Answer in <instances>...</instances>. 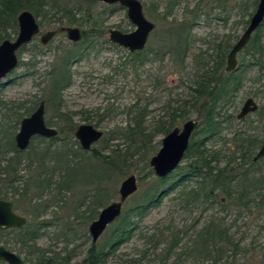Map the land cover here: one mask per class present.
Returning a JSON list of instances; mask_svg holds the SVG:
<instances>
[{
	"label": "rangeland",
	"instance_id": "374dc122",
	"mask_svg": "<svg viewBox=\"0 0 264 264\" xmlns=\"http://www.w3.org/2000/svg\"><path fill=\"white\" fill-rule=\"evenodd\" d=\"M139 1L145 17L156 26L150 35L147 49L153 53L169 52L163 62H150L143 67L134 66L129 56L131 53L110 42L109 31L112 29L124 33L135 30V26L128 19L126 8L118 3L110 6L100 0H48L50 6L44 11H50L51 14L44 17L45 27L41 26V33L28 45L27 50L19 52L20 65L0 84V101L3 103L0 107V155H5L2 157L3 160L13 156L12 141L15 145V136L20 130L21 121L36 110L23 115L22 107L31 106L35 101H45V119L52 122V126L49 127L58 130V125L63 126L64 132L69 134L70 127L75 126L74 136L80 125H92L104 133V140L94 145L92 151L86 155L81 154L86 152L80 148L75 136L74 140L78 146L73 145V142L67 146L72 154L80 152L76 154L79 157L83 155L82 159L86 160L90 166L89 170L93 173L88 179H85V176L71 179L65 187L61 184L57 169L49 164L41 168L43 180L49 179L50 182L40 190L30 183L37 173L35 168L20 172L24 182L27 180L28 191L33 193L31 195H36L40 191L38 199L45 202L47 208L43 217L36 220L35 216L29 217L32 209L28 200H23L18 208L15 207L16 212L29 220L32 219L33 223L38 220L51 222V225L41 230L38 246L46 250L48 255L65 257L68 259L66 261L73 259V264L85 258L92 244L89 225L94 220H87L90 214L88 210L98 209L100 214L104 207L118 201L120 186L130 175L138 178L139 190L127 200L124 211L146 197L151 179L141 182L139 178L148 173L149 169L152 170L149 165L150 159L162 147L165 136L154 132V124L158 116L163 115V105L168 101L175 106L189 102L192 95L188 86L198 74L211 68L215 69V66H218L219 78L229 77L225 71L229 51L224 53L225 64L220 66L219 55L223 54H219L217 49L220 45L223 49L228 48L225 44L229 41L233 43L234 40L231 39L233 37L234 42L240 38L244 27L248 26L245 22L252 17L259 2L257 0L255 6L254 0ZM58 7L76 11L72 15L76 16L81 25L62 26L87 30L90 47L84 51L81 59L73 61L72 85L62 93L60 105L55 102L52 110L48 111L46 75L52 68H58L60 60L65 57L64 53L73 48L66 34H59L47 46L40 43L44 33L59 29L60 26L49 25L50 22L64 17V12L59 11ZM82 19L83 22L80 21ZM37 20L39 22L43 18ZM261 29L264 35V26ZM17 35L18 31L7 40L14 41ZM38 46L42 47L39 48L41 53L36 52ZM246 56V52L238 55L240 69L235 73L236 76H242V86L228 98L229 102L224 104L221 111L222 140L213 142L208 147L223 151L224 155L230 154L234 146L233 138L238 134L242 138L257 136L264 139V73L259 71L257 66L248 69L242 66ZM32 60L35 67L29 68L27 64ZM156 76L160 78L159 82L155 80ZM228 79L231 80V77ZM248 98L255 100L258 111L239 120L237 116ZM144 106L148 107L144 128L153 136L149 142L147 141L149 145L139 157L138 150L129 149V144L123 140L113 141V136L107 138V134L125 129L130 122L132 111ZM60 111L69 117L67 123L63 125L62 118L56 116L61 114ZM192 111L194 114L190 120L197 125L200 124L201 118L194 112L195 110ZM34 146L44 149L51 147L52 144L35 139ZM94 149L97 150L99 159L92 155ZM124 154L134 156L132 168L125 175L116 170L109 175L104 170L106 167L104 161L116 155L123 157ZM113 159L117 163L120 161L119 158ZM140 159H145L149 168L140 164ZM5 164L6 161L0 165L1 169ZM185 164L186 161H183L181 168ZM25 165L23 164V168ZM118 165L121 166V162ZM259 168H263L264 173V164ZM46 173L48 177L45 176ZM5 177L1 170L0 180ZM242 200L246 203L247 209H244L243 204L242 207H238L221 198L218 199L220 203L213 206L207 204V207L197 210L194 205L190 206L184 199H180L179 193H172L161 204L147 211L140 222V230L131 241L116 251L108 250L109 255L105 264H130L131 261H136V264H211L207 262L208 255L216 259V264H264V206L257 207L259 203L252 206L253 203L249 199ZM221 204L225 208H221ZM217 219L226 227V236L221 239L207 235L208 242L202 246L198 244L192 246V251L187 252L188 255H181L182 248L190 247L194 239L193 233L205 228L213 231L210 225ZM113 225L101 236L97 246L104 245L114 229ZM151 235L158 237L157 249H153L147 241ZM175 237L179 239L176 253H165L168 241L171 242V239L173 241ZM205 237L203 233V239ZM8 238L12 237H0V245L5 246ZM228 241L232 242V245L228 244ZM12 244L13 241H10V249H13ZM218 249L224 251L221 256L218 255ZM13 251L25 259V253H20L16 249Z\"/></svg>",
	"mask_w": 264,
	"mask_h": 264
},
{
	"label": "trees",
	"instance_id": "16d2710c",
	"mask_svg": "<svg viewBox=\"0 0 264 264\" xmlns=\"http://www.w3.org/2000/svg\"><path fill=\"white\" fill-rule=\"evenodd\" d=\"M256 4L257 0H254V5L256 6ZM47 6H50L48 0H0V44L17 34V18L19 13L24 10L31 11L37 19L43 18L39 23L41 26L45 27L46 20H44V17L51 14L50 11H44ZM57 9L64 12V17L50 22V26L57 25L62 27V25H81L79 24V20L76 19V16L72 15V13L76 11L62 7H58ZM80 21L83 22L84 20L82 19ZM245 24H248V21L245 22ZM263 26L264 23L261 27ZM262 30L263 29L259 28L246 49L247 51L249 50L248 55L250 56V62H252L251 66H257L260 71L264 68V35ZM82 34L83 41L66 51L64 53L65 57L60 60V66L58 68H52L46 75L48 111L52 110L51 107H54L53 105L55 102H61L62 93L71 87L73 81L71 65L73 61L81 59L84 51L90 47L89 32L87 30H82ZM27 47L28 46L24 47L21 51L27 50ZM39 48L42 47L38 46L36 52L41 53ZM229 48L230 44L226 49L219 47L217 50L219 54H223V51L225 50L226 53ZM168 54L169 52H164L162 54L159 51L153 53L146 47L143 51L129 56L134 66L143 67L150 62H163L165 55ZM161 55H163V57H161ZM224 55L225 54L219 56L224 60ZM27 65L29 68L35 67L33 60ZM218 75V66L216 69L211 68L198 74L188 86L192 95L190 101L177 106L171 101L166 102L163 105V115L158 116L155 121L154 132L157 135L166 136L174 128L190 120L191 115L194 114L192 110H195L194 112L201 118V123L197 125L189 149L185 154V166L181 168L180 165L175 172L163 179L156 178L153 171L150 169L148 173L141 176L139 178L141 182L151 179V186L146 197L133 207L123 211L120 218L114 223V229L104 245L97 246L91 244L86 252L85 258L81 262L74 264H105L109 255L108 250L111 252L116 251L122 245L131 241L136 232L140 230V222L147 214V211L161 204L172 193H179L180 199H184L185 203L190 206L194 205L197 210L207 207V204H211V206L216 205L219 202L218 199L221 198L238 207H242L243 204V206H245L244 209H247V205L243 203V198L249 199L251 203H253L252 206L257 205V203H259L257 207L259 205L264 206V173L262 171L263 168H259L261 164H264V160L257 163L253 162V158L260 148L263 139L257 136L253 138H242L240 134H238L233 138L234 146L229 155H224L223 151L208 148L213 142L222 140L221 111L223 110L224 104L229 102L228 98L232 96L233 93L238 92L242 86V76L229 74L227 78H219ZM193 76L194 75H192V77ZM230 77L231 80L228 79ZM159 79L160 78L156 76L155 80L159 82ZM41 101L42 100L35 101L31 106H23V115L33 112L40 105ZM2 105L3 103L0 101V107ZM60 113V115L56 116L59 119L60 117L62 118L63 121L61 122L63 125V123H67L66 121L69 120V117L61 111ZM147 116L148 107L144 106L135 109L130 114L128 126L123 130L108 133L107 138L113 136V141H125L129 144V149L139 151H137V155L140 157L142 152L147 149L149 145L148 142L153 136V134L148 133L144 128ZM46 123L48 126H52L50 120H46ZM57 127L59 136L54 139L47 141V139L44 138H34L26 152L18 151L14 145V141H12L11 153L13 156L8 160H3L2 157L5 155H0V165L6 161L5 166H3L2 169L0 167V171L2 170L3 174L6 175L4 179L0 180V200H12L17 208L23 203V200H28L27 202L30 205V209H32L29 217L32 218V216H35L36 220L43 217L47 206L45 202H40L38 199L37 195L40 191L36 195H31L33 193L28 191L29 188H27L28 185L26 184L27 180L24 182L23 176H20V172L28 170L29 168H35L37 173L32 177L30 183L36 189L40 190L45 188L47 183L50 182L49 179L43 180V169L41 168L49 164L57 169L61 177V184L65 187L68 186L67 183L70 182L71 179H78L80 176L81 178L85 176L84 178L88 179V176H93V173L89 170L90 166L87 164L86 160L84 161L82 159V156L88 153H81L83 155L79 157L77 154L80 152L72 154V151L67 149V146L72 145V142L73 145L78 146L73 136L75 126L70 127L69 134L64 132L63 126L58 125ZM35 139H39L43 142H51L52 146L40 149L41 147L34 146ZM96 151L97 150L94 149L92 155L99 159V154H97ZM133 155L135 156L136 152ZM127 156L128 155L125 154L123 157L116 155L115 157L112 156V158L106 159L108 161H104V165H106L104 170L109 175L115 170L125 175V173L132 168L134 159V156ZM113 158H119L118 160H120L119 163L121 162V166H119V163L115 162ZM139 163L145 168H149L145 159H140ZM23 164H26L25 167L28 168H23ZM45 176L48 177L47 173ZM97 193L99 192L97 191ZM105 196L104 194V198ZM222 204L221 208H225ZM103 206L104 205H102V207ZM249 208L250 207H248V209ZM97 210H88L90 213L87 217L88 221L97 219L99 214ZM51 224V222H45V220H38L33 223L32 219H28V223L24 228L3 232L0 234V237H12L10 239L8 238V242L5 243V246L9 248L10 241H13V249L26 254L24 259L25 264H73V259L66 261L68 259L65 257L58 258L54 254L53 256L48 255L46 250L38 246L41 230ZM211 224L210 228L213 229V231H209L207 230L208 228H205L200 232L193 233L194 239L190 243V247L182 248L181 255H185L188 251H192V246L194 247L197 244L202 246L208 242L207 235L216 236L221 239L226 236L225 231H227V229L223 226L221 220L217 219ZM203 233H205V239H203ZM147 241L153 249L158 248L159 242L157 235L149 236ZM228 242V244L232 245V242ZM178 245L179 239L176 237L173 241L171 239V242L168 241V246L164 250L165 253L175 254ZM13 249L10 250L13 251ZM221 249H218V255L220 256L222 252H224ZM207 258L208 263L216 264L215 258H211L209 255ZM0 264L4 263L0 262ZM130 264H136V261H131Z\"/></svg>",
	"mask_w": 264,
	"mask_h": 264
},
{
	"label": "water",
	"instance_id": "95a60500",
	"mask_svg": "<svg viewBox=\"0 0 264 264\" xmlns=\"http://www.w3.org/2000/svg\"><path fill=\"white\" fill-rule=\"evenodd\" d=\"M106 5L119 4L126 8L127 16L135 30L124 33L112 29L110 42L128 50L131 54L141 52L147 46L150 35L155 30V24L144 15L143 6L139 0H100ZM18 35L14 41L5 40L0 44V84L8 75L19 66V51L28 46L40 34L41 27L35 15L28 10L22 11L17 18ZM264 23V0H259L258 6L250 19L245 32L230 51L227 60V72H233L238 66L237 55L251 41L253 34ZM59 33H65L67 39L77 43L82 40V32L75 27H62L55 31H48L40 38V43L47 46ZM258 105L253 98L244 103L238 119H244L249 114L255 113ZM46 104L42 101L36 111L21 121L20 130L15 136V146L20 151H25L36 136L53 139L59 136L57 129L49 127L45 119ZM197 128V124L189 120L182 127H176L162 140L159 152L150 159L149 165L156 178L163 179L173 173L182 163L189 148L190 139ZM104 133L92 125H80L75 132V139L85 152H90L93 146L99 143ZM264 159V142L253 158L254 162ZM139 189L138 179L135 175L126 178L119 190V200L104 207L98 218L89 225V235L92 244L96 245L107 228L112 225L122 214L124 204ZM27 224V219L18 215L9 201L0 200V233L10 229H20ZM0 262L6 264H25L24 260L16 253L0 246Z\"/></svg>",
	"mask_w": 264,
	"mask_h": 264
},
{
	"label": "flooded vegetation",
	"instance_id": "af4514ba",
	"mask_svg": "<svg viewBox=\"0 0 264 264\" xmlns=\"http://www.w3.org/2000/svg\"><path fill=\"white\" fill-rule=\"evenodd\" d=\"M258 3H259V2H258ZM250 19H251V18H250ZM250 19L248 20L249 23H250ZM249 23H248V25H249ZM245 26H246V25H245ZM247 27H248V26H247ZM247 27H244L245 30H246ZM260 28H261V27H260ZM80 30H81V29H80ZM245 30H244V32H245ZM258 30H259V29H258ZM258 30H257V31H258ZM257 31H256V32H257ZM81 32H82V30H81ZM244 32H243V33H244ZM256 32H255V33H256ZM255 33H254L253 35H255ZM82 35H83V34H82ZM242 35H243V34H242ZM242 35H241V36H242ZM241 36H240V38H241ZM252 37H253V36H252ZM240 38H238V40H237L236 42H234V41H235V37H233V38H231L232 41L234 40L233 43L229 41L227 44H225L226 46H229V44H230V48L228 49L229 52H228V54H227V58H226V67H225V71H226V68H227L228 55H229L230 51L233 49V47L236 45V43L239 41ZM236 39H237V38H236ZM251 41H252V38H251ZM251 41H250V42L248 43V45H247L246 47H244V49L240 52V53H242V52H246V53H247V56H246V58H244V60H243V64H242V66H244L246 69L252 67V66H251V65H252V62H250V56L248 55V51H249V50H248V51L246 50L247 47L249 46V44L251 43ZM219 47H222V45H220ZM137 53H138V52H137ZM224 53H225V50L223 51V54H224ZM240 53H238V55H239ZM238 55H237V60H238ZM219 59L221 60V61L219 62V65H220V66H223V65L225 64V63L223 62L224 60L221 59V58H219ZM216 67H217V66H215V69H216ZM239 69H240V65H239V61H238V66H237V68H236L235 71H233V72H227V71H226V72H227L228 74H234V75H235V73H236ZM258 70H259V69H258ZM259 71H260V70H259ZM261 72L264 73V68L261 69ZM248 99H249V98H248ZM254 101H255V100H254ZM245 102H246V101H245ZM40 104H41V103H40ZM38 107H39V106H38ZM38 107H37V108H38ZM37 108H36V109H37ZM257 111H258V110H257ZM257 111H256V112H257ZM252 114H254V113H252ZM238 115H239V114H238ZM249 115H251V114H249ZM249 115H248V116H249ZM248 116H247V117H248ZM237 118H238V116H237ZM239 120H242V119H239ZM188 121H189V120H188ZM188 121H186V122H188ZM186 122H185V123H186ZM185 123H183V125H184ZM195 123H196V122H195ZM196 124H197V123H196ZM183 125H182V126H183ZM174 129H175V128H174ZM174 129H173V130H174ZM196 129H197V128H196ZM195 131H196V130H195ZM194 133H195V132H194ZM194 133H193V135H194ZM74 134H75V133H74ZM167 135H168V134H167ZM193 135H192V137H193ZM74 136H75V135H74ZM192 137H191V139H192ZM34 138H43V137H41V136H36V137H34ZM34 138H33V139H34ZM103 138H104V137H103ZM33 139H32V140H33ZM44 139H46V138H44ZM53 139H54V138H53ZM191 139H190V142H191ZM32 140H31V142H32ZM49 140H51V139H49ZM263 142H264V139H263ZM263 142H262V144H263ZM262 144H261V146H262ZM30 145H31V143H30ZM189 146H190V143H189ZM261 146H260V148H261ZM29 147H30V146H29ZM29 147H28L25 151H23V152H26V151L29 149ZM80 148H81V147H80ZM260 148H259V149H260ZM188 149H189V148H188ZM259 149H258V151H259ZM18 151H19V150H18ZM258 151H257V152H258ZM84 152H85V151H84ZM257 152H256V154H257ZM184 157H185V156H184ZM254 157H255V156H254ZM263 160H264V159H261V160H259V161H257V162H260V161H263ZM183 161H184V159H183ZM183 161H182V162H183ZM253 162H254V160H253ZM257 162H254V163H257ZM180 165H181V164H180ZM180 165H179V166H180ZM176 170H177V169H176ZM176 170H175V171H176ZM175 171H174V172H175ZM171 174H172V173H171ZM171 174H170V175H171ZM154 176H155V175H154ZM137 179H138V178H137ZM158 179H159V178H158ZM138 183H139V182H138ZM4 201H9V202H11V203L13 204L14 210H15V212H16V208H15V205H14V203H13L12 200H4ZM16 213H17V212H16ZM17 214H18V213H17ZM18 215H19V214H18ZM20 216H22V215H20ZM23 217H25V216H23ZM25 218L27 219V223H28V218H27V217H25ZM119 218H120V217H119ZM119 218H118V219H119ZM118 219H117V220H118ZM26 225H27V224H26ZM26 225H25V226H26ZM25 226H24V227H25ZM110 226H111V225H110ZM24 227H22V228H24ZM22 228H20V229H22ZM10 230H14V229H10ZM10 230H8V231H10ZM1 233H2V232H1ZM1 233H0V234H1ZM90 237H91V236H90ZM98 241H99V240H98ZM91 243H92V238H91ZM97 243H98V242H97ZM0 246H3V245H0ZM3 247H5L6 249L10 250V248H8V247H6V246H3ZM10 251H12V250H10ZM12 252H14V251H12ZM14 253H15V252H14ZM16 254H17V253H16ZM19 256H20V255H19ZM20 257H21V256H20ZM21 258H22V257H21ZM22 259H23V258H22ZM23 260H24V259H23ZM24 262H25V261H24ZM2 263H4V262H2ZM5 264H6V263H5Z\"/></svg>",
	"mask_w": 264,
	"mask_h": 264
},
{
	"label": "bare ground",
	"instance_id": "6f19581e",
	"mask_svg": "<svg viewBox=\"0 0 264 264\" xmlns=\"http://www.w3.org/2000/svg\"><path fill=\"white\" fill-rule=\"evenodd\" d=\"M39 24H40V23H39ZM40 27H41V25H40ZM62 27H63V26H62ZM62 27H59V29L62 28ZM69 27H70V26H69ZM75 28H78V27H75ZM79 29H80V28H79ZM56 30H58V29H56ZM51 31H55V30H51ZM47 32H48V31H47ZM40 33H41V32H40ZM44 34H45V33H44ZM59 34H65V33H59ZM59 34H58V35H59ZM109 34H110V33H109ZM58 35H57V36H58ZM66 36H67V35H66ZM82 41H83V35H82V40H81L80 42H77V43H74V42H71V41H70V42H71L72 45H73L72 47H74L75 45L80 44ZM41 102H42V101H41ZM35 111H36V110H35ZM35 111H34V112H35ZM34 112H33V113H34ZM33 113H32V114H33ZM32 114H31V115H32ZM31 115H30V116H31ZM47 140H49V139H47ZM15 147H16V146H15ZM16 149H17V148H16ZM17 150H18V149H17ZM91 151H92V150H91ZM91 151H90V152H91ZM168 176H170V175H168ZM168 176H167V177H168ZM89 180L92 181V179H89ZM138 190H139V189H138ZM138 190H137V192H138ZM137 192H136V193H137ZM136 193H135V194H136ZM135 194H134V195H135ZM132 196H133V195H132ZM132 196H131V197H132ZM124 205H125V204H124ZM123 211H124V207H123L122 213H123ZM116 221H117V220H116ZM116 221H115V222H116ZM115 222H114V223H115ZM114 223H113V224H114ZM107 229H108V228H107ZM7 231H8V230H7ZM7 231H3V232H7ZM3 232H2V233H3ZM136 233H137V232H136Z\"/></svg>",
	"mask_w": 264,
	"mask_h": 264
}]
</instances>
